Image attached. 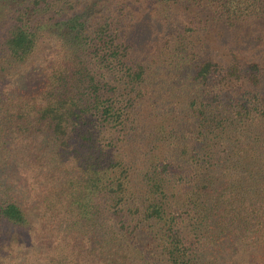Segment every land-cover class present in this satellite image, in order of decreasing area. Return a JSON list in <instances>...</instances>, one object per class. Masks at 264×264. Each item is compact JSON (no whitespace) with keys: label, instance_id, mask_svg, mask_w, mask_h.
I'll list each match as a JSON object with an SVG mask.
<instances>
[{"label":"trees","instance_id":"16d2710c","mask_svg":"<svg viewBox=\"0 0 264 264\" xmlns=\"http://www.w3.org/2000/svg\"><path fill=\"white\" fill-rule=\"evenodd\" d=\"M263 53L264 0H0V264H264Z\"/></svg>","mask_w":264,"mask_h":264},{"label":"rangeland","instance_id":"374dc122","mask_svg":"<svg viewBox=\"0 0 264 264\" xmlns=\"http://www.w3.org/2000/svg\"><path fill=\"white\" fill-rule=\"evenodd\" d=\"M211 36H212V34H211ZM211 42L218 44V43L215 41L214 37L211 38ZM256 44H257V42H252V43H250L248 46L245 47V50H243V51H245V53H247V54H251L250 52H251V50H252V47H254ZM249 51H250V52H249ZM242 53H243V52H242V50H241L240 53H239V55H241ZM227 54H228V53H227ZM227 54H225V55H227ZM262 57L264 58V53L262 54ZM36 61H37V60H36ZM30 82H31V81H30ZM30 82H29V83H30ZM30 85H33V83L31 82Z\"/></svg>","mask_w":264,"mask_h":264}]
</instances>
